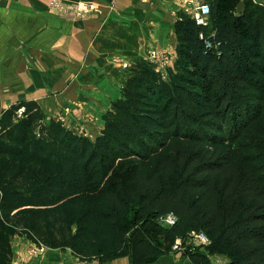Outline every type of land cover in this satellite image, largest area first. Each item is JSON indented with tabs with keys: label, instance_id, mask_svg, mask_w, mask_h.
<instances>
[{
	"label": "trees",
	"instance_id": "trees-1",
	"mask_svg": "<svg viewBox=\"0 0 264 264\" xmlns=\"http://www.w3.org/2000/svg\"><path fill=\"white\" fill-rule=\"evenodd\" d=\"M209 3L208 24L178 13L166 75L133 65L95 139L36 100L1 113L0 264L16 236L82 261L155 264L193 230L211 240L195 264H264V5Z\"/></svg>",
	"mask_w": 264,
	"mask_h": 264
},
{
	"label": "crops",
	"instance_id": "crops-1",
	"mask_svg": "<svg viewBox=\"0 0 264 264\" xmlns=\"http://www.w3.org/2000/svg\"><path fill=\"white\" fill-rule=\"evenodd\" d=\"M52 1L0 0V115L36 100L48 119L65 117L68 129L84 134V128L95 139L133 65L157 51L168 60L164 70L174 67L178 13L211 0H62L96 4L99 12L85 17L59 13ZM19 247L12 264H132L129 256L100 263L70 249L46 247L33 255Z\"/></svg>",
	"mask_w": 264,
	"mask_h": 264
},
{
	"label": "built area",
	"instance_id": "built-area-1",
	"mask_svg": "<svg viewBox=\"0 0 264 264\" xmlns=\"http://www.w3.org/2000/svg\"><path fill=\"white\" fill-rule=\"evenodd\" d=\"M51 7L59 13L69 14L76 17H85L99 12L98 7L93 2H65L62 0H53L51 2ZM187 12L191 13L199 24H208L211 5L209 2H191L187 8ZM207 43L210 44L209 41H207ZM148 61L153 63L157 68H159L158 70L162 71V73L166 75L167 71L164 69H166L168 60L161 52H151ZM59 120L64 122L65 117L61 116ZM81 132L86 134V130L84 128L81 129ZM163 220L167 224L172 225L176 223L177 217L174 214H168L163 218ZM210 243L211 240L205 232L193 230L186 239L178 237L173 245V249L175 251H182L188 244L205 247Z\"/></svg>",
	"mask_w": 264,
	"mask_h": 264
},
{
	"label": "rangeland",
	"instance_id": "rangeland-1",
	"mask_svg": "<svg viewBox=\"0 0 264 264\" xmlns=\"http://www.w3.org/2000/svg\"><path fill=\"white\" fill-rule=\"evenodd\" d=\"M256 2L260 1H264V0H254ZM193 3V2H192ZM262 3V2H261ZM264 5V2L262 3ZM243 8V3H240L238 5V9L241 11ZM166 73V72H165ZM167 74V73H166ZM163 223H166L164 220L162 221ZM157 243L160 245L164 244V239H162V237H157L156 238ZM29 244H31L29 246ZM13 245V249L17 250V245L20 247H25V251H30L33 255H37L39 254V250L40 248L37 247L36 244H34L32 241H30L27 237H25L24 239L21 238H15L13 239L12 242ZM19 247V248H20ZM28 247V249H27ZM205 247H201L198 245H191L188 244L184 250L182 251H175L172 247V251L171 252H163L158 258L157 260H161L160 263L162 262L163 264H195L193 263V261L190 259V253L196 249H201L204 250ZM210 258L212 260V264H224L228 261V258L224 255H220V254H211ZM157 260L155 262H157Z\"/></svg>",
	"mask_w": 264,
	"mask_h": 264
}]
</instances>
